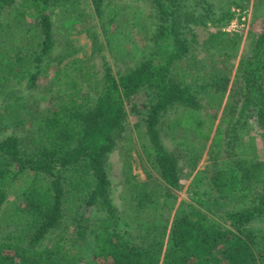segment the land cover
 <instances>
[{
    "label": "trees",
    "instance_id": "obj_1",
    "mask_svg": "<svg viewBox=\"0 0 264 264\" xmlns=\"http://www.w3.org/2000/svg\"><path fill=\"white\" fill-rule=\"evenodd\" d=\"M132 1L147 5L150 14L136 17L132 7H120L116 0H89L105 35L112 34L111 28L119 32L121 16L127 17L122 26L133 23L143 32L148 25L155 27L147 39L152 44L140 49L141 61L135 67L116 76L105 64L100 78L89 65L92 58L77 57L73 45L75 26L85 24L87 18L82 9L85 0H0V21L5 11L15 7L34 18L24 30L22 25L15 26L19 38L13 39L12 47L0 40L1 92L8 96L12 79H18L26 91H35L44 72L52 70L54 75L48 109L13 116L17 98L14 103H2L0 124L20 118L17 121L25 124L27 134L0 139V210L11 191L17 190L22 198L15 214L18 228L7 230L0 239V264H264V161L258 159L253 136L244 151L241 147L233 153L237 134L249 127V120L257 122L264 143V18L260 33L250 31L252 45L240 59L233 83L236 89L232 88L224 109L226 126H218L212 137L217 115L207 130L206 121L196 115L204 104L216 110L214 103L220 106L231 81L223 71L202 73L211 61H195L187 67L182 63L194 53L191 24L219 28L234 18V12H222L217 18L211 0ZM253 18L254 23L259 20L255 14ZM63 30L68 34L63 35L66 40L62 38L64 47L58 53L57 32ZM93 30L86 31L95 41L98 35ZM187 35L192 36L190 40ZM230 35L222 30L209 33L203 44L209 52L206 57L214 58L212 48L220 52L231 48L232 40L239 37L228 39ZM128 39L119 43L117 51L125 52ZM238 43L235 40L231 49ZM77 74L83 83L76 80ZM84 84L94 100L83 91ZM138 98L144 101L132 103ZM128 103L140 116V135L147 139L142 145L146 161L164 186L154 188L153 182H141L128 173L120 209L113 199L108 158L124 140ZM177 111L185 118L168 122ZM165 126L198 133L199 142H210V153L216 154L205 171L208 175L191 185L197 184L195 194L206 198L200 200L201 206L217 213L223 200L251 195L252 204L226 211L217 221L190 206L179 209L172 221L175 191L181 187L180 155L164 144ZM183 138L185 153L196 154V159L190 158L194 171L198 153ZM221 139L226 151L219 146ZM204 182L207 188L202 190ZM256 189L261 190L256 193Z\"/></svg>",
    "mask_w": 264,
    "mask_h": 264
},
{
    "label": "rangeland",
    "instance_id": "obj_2",
    "mask_svg": "<svg viewBox=\"0 0 264 264\" xmlns=\"http://www.w3.org/2000/svg\"><path fill=\"white\" fill-rule=\"evenodd\" d=\"M262 1L264 0H211L214 5L213 8L217 15V18L220 17L222 12H229L230 14H233L234 12V18L228 23H226V21H223L220 24L219 28H215V26L211 24H209L207 28L202 26V24L190 25L192 32L195 35L196 43H194L193 46L194 53L190 55L187 59V62L182 63V65L187 67L191 63L193 64L195 61H198L199 64H207L208 61H211L210 67L203 69L202 73H208L209 71L216 72L218 70L223 71L231 81V89L227 91L225 97L221 101L220 106L219 104L214 103V107L216 108V110H209L208 108L210 107V105L203 103L205 105V108L201 112H198L196 115L198 120L206 121L204 130H207L210 127L209 122L212 120L213 115H217V119L214 123L212 137L215 136L218 126L222 125L223 129L226 126V124L222 123L224 119L223 114L225 113L224 109L229 103L230 93L232 94V90L236 89L235 86L233 87V83L237 80V70L240 59L248 53V49L250 45H252L253 40L250 31H253L257 34L262 30V21L264 18V2L262 3ZM116 2L118 5H120V7H132L131 11L133 13V16L137 17V14L139 13H146L148 15L150 14V8L147 7V5H145L144 3H138L132 0H116ZM85 3V8L84 4L82 8L87 16L86 19L84 18L85 24L76 25L75 34L74 36H72V39L74 40V48L78 51L76 56L80 59H87L91 57L92 59L90 60L89 65L94 67V71L99 74L100 78L103 75L105 64H108L111 67L113 73L116 76L125 74L141 61L142 52H140V49H143L144 47L149 48L152 44L151 41H148L147 39L155 29L154 24L148 25L143 32L140 28L135 27L133 23L132 26L129 24L122 26V21H124L127 17L121 16L120 23L118 24L119 32L111 28L110 30H108V32L112 34L108 36L104 34L105 32L102 33V30H100L101 21L90 8L89 0H85ZM236 10H239L240 12H237ZM254 14L257 15V18H259V20L257 19L255 23L253 22ZM245 19L246 21H244ZM141 21L142 23H145V20ZM33 23L34 18L31 14H23V11L16 9V7L14 9H8L7 11H5L0 21V24H2V29L0 28V40L6 41L7 46L12 47L15 43L13 39L19 38H16L15 36V26L21 27L22 25V30H24L26 29L27 25ZM232 23L233 25H230ZM91 29H94L91 32H95V34L98 35L95 41L87 34L86 30L89 31ZM123 29L126 30L125 34H122ZM217 30H222L225 32L229 30L230 32L227 33L232 35H230L228 39H233L236 36L239 37L238 39L232 40L231 48L233 47V42L235 40H238L239 43L234 49L228 48L221 52L218 48L210 49L211 52L216 51V53L213 54L215 55L214 58H212L211 56L209 59V52H207V50L203 47V44L207 40L209 33L216 32ZM17 32L22 35V32L20 30ZM57 33L58 35H60L57 36V41L59 44L56 48L57 52L59 53L64 47L62 46V38H64V41L66 40L63 35L68 34V32L63 30L61 34L59 33V31ZM27 36L34 41L39 40L38 36L32 34H27ZM128 36L129 39L128 43L125 44V52L122 53L117 51L119 43L127 39ZM187 37L188 40H190L192 36L187 35ZM146 52L147 50H145L144 53ZM206 55L208 57H206ZM225 55H236V57L229 58V56ZM199 67L201 66L199 65ZM193 68L194 66H191V70H193ZM53 77L54 75L52 73V70L44 72L39 81V87L37 88L38 90L36 89L35 91H26L22 86L19 87L18 79L10 80V84L6 89V93L8 94V96L2 93L0 88V113L3 110L2 103L4 101L14 103L16 98L17 101H15V103L18 105V107L14 109L12 114L13 116H15L18 112L21 114H27V112L37 109L41 111L48 109L50 107L49 99L53 96V94L50 93L51 80ZM76 80L80 83H83V80L79 74L76 75ZM82 89L85 93H88L91 96L92 100L95 99L93 94L89 93V86L84 84ZM11 95H13L14 97H12ZM43 97H46V99L43 100ZM143 101L144 98H138L134 99L132 103L140 105ZM132 107L133 106L131 103H128L126 106L128 115L125 124V132L123 133L124 140L122 141V143H120V147L117 148L115 152L110 154L108 158V170L110 178L114 185L113 199L115 204L120 209H122L124 206L120 200V195L123 191L124 184L126 183V177L128 176V173H131L133 176H137L141 182H145L148 180L149 182H153L154 188H157V186H159L158 189H162L164 186L163 181L161 179H158V176L156 175L157 173L155 174L156 171L154 170V172L151 169V166L146 161L142 145L147 142V139L145 137V134L143 136L140 135V132L143 131L142 126L139 123L140 116L132 111ZM183 115L184 113L180 111L173 112L171 113L167 121H174L173 119L175 118L180 119ZM19 119L20 118H14L12 120L4 122V124L2 125L0 124V139H3L10 134H17L20 137L26 136L27 132L26 129H24L25 124H19V122L17 121ZM188 123L192 125V122ZM248 126L249 127L247 128L245 127L239 130L237 134L239 139L236 142V147H234L233 153L241 151V147L243 148L242 151H244L245 147L248 145L250 136H253L255 138V144H257L258 159L264 161V143L260 128L257 126V122L255 120H249ZM183 137L194 144L195 151L198 153L197 168L194 171H192L191 169L192 162L190 161V158L196 159V154L191 153L187 155L185 153L184 149L186 148V146L185 148L182 146V142L184 141ZM221 138L223 139V136ZM163 139L164 144L166 145L168 150H170L171 152H176L180 155L179 167L181 187L179 191H175L177 195V205L172 214V221L174 220V217L179 209L186 210V208H189L190 206L196 207L198 210L203 211L212 221H217L220 217L223 216L226 211H230L233 209L237 210L252 204V202L250 201L252 199L251 195L249 199L240 198L239 196L237 198H233L231 201L227 200L228 202H224L223 200V202H220L221 204H223V207L217 213L215 212V210H209L208 207L201 206L199 203L200 200H204L206 198L199 197L195 194V192H197L198 190V188L196 187L197 184H195V187L191 185L194 184L195 179H200V177L208 175L205 174V171L211 164L210 158L216 155L210 153V142L206 144L205 142H199L198 133L194 131L186 132V128L182 126H179L176 130L169 129L165 126L163 130ZM222 139L219 145L221 147L224 146ZM215 151L217 150L215 149ZM223 151H226L225 146L223 147ZM223 155H226L225 152H223ZM147 169L150 172H148ZM206 188V182H204V185L201 187V189L204 190ZM262 188L263 187L261 186V189ZM258 190L259 189H256L255 192L257 193ZM215 196H217V194ZM211 198L214 199V196H212ZM21 201L22 198L19 192L17 190L11 191L7 202L0 210V239L4 236L7 230L18 228L19 223L15 218V214L17 213L16 207L21 205ZM90 217H93L92 214ZM170 224H172V222ZM70 231H72V227L70 228ZM45 244L48 245V242H46Z\"/></svg>",
    "mask_w": 264,
    "mask_h": 264
},
{
    "label": "built area",
    "instance_id": "obj_3",
    "mask_svg": "<svg viewBox=\"0 0 264 264\" xmlns=\"http://www.w3.org/2000/svg\"><path fill=\"white\" fill-rule=\"evenodd\" d=\"M236 11H237V12H240L239 10H236ZM244 21H246V19H245ZM230 25H233V23H232V24H230ZM227 32H230V31L228 30Z\"/></svg>",
    "mask_w": 264,
    "mask_h": 264
}]
</instances>
